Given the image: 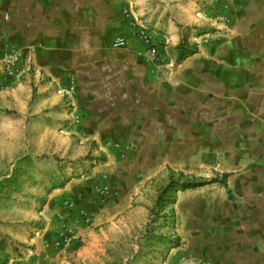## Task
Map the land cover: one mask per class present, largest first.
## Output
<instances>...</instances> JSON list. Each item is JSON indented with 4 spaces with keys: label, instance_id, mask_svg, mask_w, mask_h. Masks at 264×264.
Segmentation results:
<instances>
[{
    "label": "crops",
    "instance_id": "crops-1",
    "mask_svg": "<svg viewBox=\"0 0 264 264\" xmlns=\"http://www.w3.org/2000/svg\"><path fill=\"white\" fill-rule=\"evenodd\" d=\"M145 3L1 0L0 26L21 56V70L30 71L26 82L65 89L81 120L77 132L130 136L146 168L173 160L174 146L195 143L194 128L205 123L216 96L219 125L203 138L208 154L218 152L229 196L206 200L224 241L220 258L211 254L210 262L264 264V0H210L201 19L191 2ZM216 19L215 34L205 33L197 53L175 66L153 62L136 35L141 25L154 42L177 46L188 27L196 31L202 20L208 27ZM118 38L124 47H114Z\"/></svg>",
    "mask_w": 264,
    "mask_h": 264
},
{
    "label": "rangeland",
    "instance_id": "rangeland-1",
    "mask_svg": "<svg viewBox=\"0 0 264 264\" xmlns=\"http://www.w3.org/2000/svg\"><path fill=\"white\" fill-rule=\"evenodd\" d=\"M186 2L201 19L210 0L174 5ZM218 22L207 27L202 20L196 31L184 30L179 44L187 57L197 53L205 33L215 34ZM6 31L0 26V263L212 264L211 254L220 258L224 241L213 230L220 217L210 215L206 200L229 191L219 183L180 188L221 178L218 152L208 154L203 138L219 125L216 96L213 110L201 115L205 123L194 128L195 143L174 146L173 160L146 168L144 152L130 136L77 132L81 120L65 89L26 82L30 71L21 70ZM148 32L136 26L151 60L175 66L179 44L154 42Z\"/></svg>",
    "mask_w": 264,
    "mask_h": 264
},
{
    "label": "trees",
    "instance_id": "trees-1",
    "mask_svg": "<svg viewBox=\"0 0 264 264\" xmlns=\"http://www.w3.org/2000/svg\"><path fill=\"white\" fill-rule=\"evenodd\" d=\"M177 51L179 52L178 54V60H181L185 55V49L186 47L183 46L182 44H179L177 47H176ZM228 177V175H222V177L220 179H214V180H211L209 182H192V183H188V184H181L180 185V188L185 190V189H189V188H198V187H202L203 185H206V184H210V183H219L221 185H225V181H226V178ZM1 264V263H0Z\"/></svg>",
    "mask_w": 264,
    "mask_h": 264
},
{
    "label": "built area",
    "instance_id": "built-area-1",
    "mask_svg": "<svg viewBox=\"0 0 264 264\" xmlns=\"http://www.w3.org/2000/svg\"><path fill=\"white\" fill-rule=\"evenodd\" d=\"M125 45V41L123 39H118L115 43L116 47H122ZM151 54L154 55L155 54V50H151Z\"/></svg>",
    "mask_w": 264,
    "mask_h": 264
}]
</instances>
